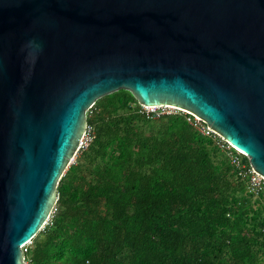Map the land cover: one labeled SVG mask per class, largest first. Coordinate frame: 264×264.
I'll return each mask as SVG.
<instances>
[{
	"label": "water",
	"instance_id": "95a60500",
	"mask_svg": "<svg viewBox=\"0 0 264 264\" xmlns=\"http://www.w3.org/2000/svg\"><path fill=\"white\" fill-rule=\"evenodd\" d=\"M200 118L264 177V0H0V264L47 226L95 104Z\"/></svg>",
	"mask_w": 264,
	"mask_h": 264
},
{
	"label": "trees",
	"instance_id": "16d2710c",
	"mask_svg": "<svg viewBox=\"0 0 264 264\" xmlns=\"http://www.w3.org/2000/svg\"><path fill=\"white\" fill-rule=\"evenodd\" d=\"M91 112L27 263L264 264V200L186 115L148 117L127 91Z\"/></svg>",
	"mask_w": 264,
	"mask_h": 264
},
{
	"label": "built area",
	"instance_id": "2783aa9c",
	"mask_svg": "<svg viewBox=\"0 0 264 264\" xmlns=\"http://www.w3.org/2000/svg\"><path fill=\"white\" fill-rule=\"evenodd\" d=\"M142 109L143 112L148 117L154 119L159 118L163 115H172L168 113L161 114L159 112V110L166 108L142 107ZM176 111L181 112L178 110ZM182 114L186 115L187 122L193 128H195L201 136L212 140L217 146H219L222 150H224L228 160L230 161L231 165L234 167L237 173V177L245 183L247 195L253 198L254 200H259V199L264 200V177H262L261 175H259L254 171L247 157L238 150H236L232 145L228 144L223 138H221L212 129H210L200 118L186 112H182ZM92 142H93L92 128L87 126L86 133L81 141L80 151L87 149ZM55 211L53 212L50 220L52 219ZM263 235H264V229H263ZM32 243L33 242H31L30 244Z\"/></svg>",
	"mask_w": 264,
	"mask_h": 264
},
{
	"label": "rangeland",
	"instance_id": "374dc122",
	"mask_svg": "<svg viewBox=\"0 0 264 264\" xmlns=\"http://www.w3.org/2000/svg\"><path fill=\"white\" fill-rule=\"evenodd\" d=\"M91 110H92V109H91ZM91 110H90L89 113L87 114V117L90 116V115L92 114ZM159 112H160L161 114H165V113H168V114L182 113V112H177V111H176L175 109H173V108L162 109V110H159ZM92 132H93V130H92ZM78 156H79V154L76 156L75 162H76ZM75 162H74L72 165H74ZM262 213H263V215H264V211H262ZM50 221H51V220H49V222H50ZM49 222H48V223H49ZM47 225H48V224H47ZM34 249H35V248H34V245H33V243H32V244L27 245V246L24 248V252H26V251L30 252V251H33ZM28 264H29V262H28Z\"/></svg>",
	"mask_w": 264,
	"mask_h": 264
}]
</instances>
